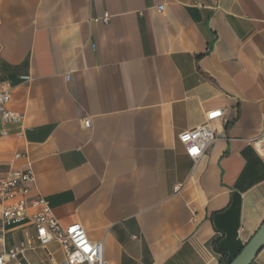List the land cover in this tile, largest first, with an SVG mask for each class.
<instances>
[{"label":"crops","instance_id":"1","mask_svg":"<svg viewBox=\"0 0 264 264\" xmlns=\"http://www.w3.org/2000/svg\"><path fill=\"white\" fill-rule=\"evenodd\" d=\"M0 92V179L31 171L105 264H230L262 226L264 0H0ZM217 109L194 163L178 137ZM30 238L21 264L65 259L0 217L1 253Z\"/></svg>","mask_w":264,"mask_h":264},{"label":"built area","instance_id":"2","mask_svg":"<svg viewBox=\"0 0 264 264\" xmlns=\"http://www.w3.org/2000/svg\"><path fill=\"white\" fill-rule=\"evenodd\" d=\"M159 11L162 8H158ZM108 15H104L103 21H107ZM9 94L0 92V113L5 122L18 121V116L5 109ZM205 121L191 130L183 131L178 140L183 145L187 156L194 162L204 155L207 147L215 140V132L212 129L213 122L224 120L221 109L213 110L205 114ZM90 121L84 126L88 128ZM258 138L252 140L251 145L257 151L264 162V129ZM5 132H0L4 135ZM33 182L31 171H12L6 178L0 179V217L3 228H12L28 221L33 223L36 240L39 246L44 247L51 241H55L62 247L65 259L61 264H105L103 260L104 246L100 242H90L86 231L80 223L62 225L52 216L46 200L41 198L28 199L30 194L29 184ZM36 209L32 215H28L29 208ZM32 247L31 238L21 242L18 246L7 252H0V264L14 261L21 264L19 257Z\"/></svg>","mask_w":264,"mask_h":264},{"label":"water","instance_id":"3","mask_svg":"<svg viewBox=\"0 0 264 264\" xmlns=\"http://www.w3.org/2000/svg\"><path fill=\"white\" fill-rule=\"evenodd\" d=\"M264 247V221L230 264H249Z\"/></svg>","mask_w":264,"mask_h":264}]
</instances>
